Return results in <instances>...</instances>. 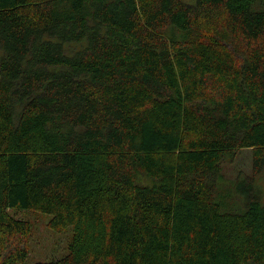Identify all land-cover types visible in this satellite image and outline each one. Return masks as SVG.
I'll use <instances>...</instances> for the list:
<instances>
[{
    "label": "trees",
    "instance_id": "16d2710c",
    "mask_svg": "<svg viewBox=\"0 0 264 264\" xmlns=\"http://www.w3.org/2000/svg\"><path fill=\"white\" fill-rule=\"evenodd\" d=\"M258 1L0 0V264L29 252L9 208L72 228L33 264H264L260 190L217 200L238 150L264 175Z\"/></svg>",
    "mask_w": 264,
    "mask_h": 264
},
{
    "label": "rangeland",
    "instance_id": "374dc122",
    "mask_svg": "<svg viewBox=\"0 0 264 264\" xmlns=\"http://www.w3.org/2000/svg\"><path fill=\"white\" fill-rule=\"evenodd\" d=\"M187 4H193L196 0H183ZM253 7L262 9L263 6L258 0H254ZM171 26L165 28L169 31ZM232 159H226L222 163L219 179V191L217 200L226 210L232 206V210L240 211L244 208V196L241 192L233 189L238 180H245L243 184L249 186L254 184L260 190L258 195L264 203V175L252 172V153L250 148H242L233 154ZM256 175V176H253ZM259 187V188H258ZM225 203V204H224ZM9 212L15 218L26 220L31 226V237L28 243L29 252L25 258V264L45 262L60 259L68 254L69 243L72 239V228L66 227L61 230H54L48 226L50 215L28 208H9Z\"/></svg>",
    "mask_w": 264,
    "mask_h": 264
}]
</instances>
